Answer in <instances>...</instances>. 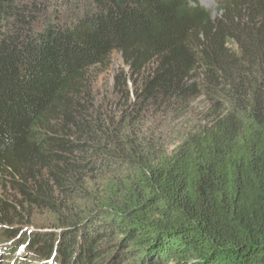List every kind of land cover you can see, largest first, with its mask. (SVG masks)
Instances as JSON below:
<instances>
[{
    "label": "trees",
    "instance_id": "trees-1",
    "mask_svg": "<svg viewBox=\"0 0 264 264\" xmlns=\"http://www.w3.org/2000/svg\"><path fill=\"white\" fill-rule=\"evenodd\" d=\"M218 13L0 0L1 238L31 228L39 259L80 264H264V0Z\"/></svg>",
    "mask_w": 264,
    "mask_h": 264
},
{
    "label": "rangeland",
    "instance_id": "rangeland-1",
    "mask_svg": "<svg viewBox=\"0 0 264 264\" xmlns=\"http://www.w3.org/2000/svg\"><path fill=\"white\" fill-rule=\"evenodd\" d=\"M200 7L204 8L212 18H215L219 15L218 13V0H197ZM123 66L120 62L118 56L113 58L111 62L109 71L101 76L98 81V86L96 87L98 92L107 91L111 88L112 78L113 75L116 73L117 70L122 69ZM126 71V68H124ZM198 99L194 105L200 101ZM176 123H172L170 128H174ZM180 127L174 128V133H172L171 137L169 138V149H172L173 145H176L178 129ZM16 201L15 193L8 188V186L2 185L0 180V202L4 201ZM39 219L40 223L38 225L34 224V227L40 228V233H52L55 232L52 230V222L48 218L43 217L40 213L36 214V220ZM45 220L46 222H42ZM22 226V225H21ZM1 227V224H0ZM14 230H18V233L22 236H30L32 234L38 233L33 231L31 228L27 227H20L16 226L13 227ZM20 230V231H19ZM22 232V233H21ZM1 230H0V264H80L79 258L83 255L82 251L78 247H74L75 253L69 260L64 259L62 256L58 255V253H53L49 257L43 256L39 259L36 250L30 248L29 244H23L21 242V236H17L11 238L10 240L6 241L5 239L1 238ZM21 237V238H20ZM104 247V245H103ZM38 249V247H37ZM14 251V252H12ZM12 252V253H10ZM75 260V261H74ZM67 261V262H66ZM69 262V263H68ZM91 264V263H89ZM121 264V263H118Z\"/></svg>",
    "mask_w": 264,
    "mask_h": 264
}]
</instances>
